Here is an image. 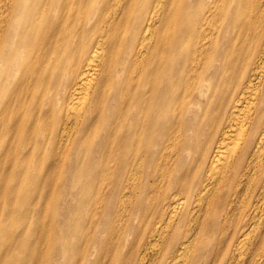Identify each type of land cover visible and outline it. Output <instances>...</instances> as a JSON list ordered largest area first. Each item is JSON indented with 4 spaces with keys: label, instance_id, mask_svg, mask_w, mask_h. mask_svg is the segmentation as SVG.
Instances as JSON below:
<instances>
[{
    "label": "bare ground",
    "instance_id": "obj_1",
    "mask_svg": "<svg viewBox=\"0 0 264 264\" xmlns=\"http://www.w3.org/2000/svg\"><path fill=\"white\" fill-rule=\"evenodd\" d=\"M0 264H264V0H0Z\"/></svg>",
    "mask_w": 264,
    "mask_h": 264
},
{
    "label": "rangeland",
    "instance_id": "obj_2",
    "mask_svg": "<svg viewBox=\"0 0 264 264\" xmlns=\"http://www.w3.org/2000/svg\"><path fill=\"white\" fill-rule=\"evenodd\" d=\"M73 194L75 193V190L72 192ZM69 194V193H68ZM76 194V193H75ZM71 201V199L70 198H68V199H62L61 200V203H60V205L59 204H57L56 206H52L51 204H50V206H51V209H49V211H48V217H52V216H54V215H58L57 216V221L55 220V224H54V226H58V230H59V232H60V227H61V222H64L63 221V219L64 218H70V220H72L73 222H76L78 219H82V216L81 215H79V214H77V213H68L67 214V209H66V205H68L67 204V202H70ZM49 206V207H50ZM42 209V204H39L38 203V212L40 211ZM103 220V219H102ZM58 232V233H59Z\"/></svg>",
    "mask_w": 264,
    "mask_h": 264
}]
</instances>
